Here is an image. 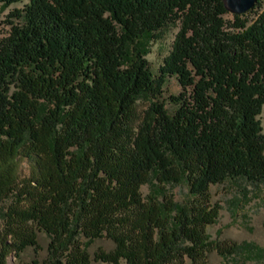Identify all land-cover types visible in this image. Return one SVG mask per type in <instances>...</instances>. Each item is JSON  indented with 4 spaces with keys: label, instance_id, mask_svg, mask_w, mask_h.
Listing matches in <instances>:
<instances>
[{
    "label": "trees",
    "instance_id": "trees-1",
    "mask_svg": "<svg viewBox=\"0 0 264 264\" xmlns=\"http://www.w3.org/2000/svg\"><path fill=\"white\" fill-rule=\"evenodd\" d=\"M24 1L0 0V11ZM251 9L229 19L225 0H28L10 12L18 22L0 37V264L30 247V264H208L213 249L264 261V246L208 232L222 209L212 185L264 182V0ZM172 24L156 73L145 44ZM173 76L181 90L163 98ZM143 96L152 102L135 123ZM182 183L180 201L171 188ZM101 238L115 246L93 258Z\"/></svg>",
    "mask_w": 264,
    "mask_h": 264
},
{
    "label": "rangeland",
    "instance_id": "rangeland-1",
    "mask_svg": "<svg viewBox=\"0 0 264 264\" xmlns=\"http://www.w3.org/2000/svg\"><path fill=\"white\" fill-rule=\"evenodd\" d=\"M28 0L18 2L9 7L2 8L0 11V37H2L10 29V21L18 22L16 17H10V12L14 8H21ZM252 10V9H251ZM248 10L243 13L244 17H254L255 14ZM241 15V14H239ZM227 18L233 19L234 13L230 11L226 15ZM179 27L176 24L168 25L162 31L155 35L154 38L148 39L145 44L149 50L147 58L154 72H158L159 67L163 63L164 58L170 53L172 45L178 32ZM181 90V86L175 76L169 77L165 86L163 98L170 94H177ZM162 98V99H163ZM152 102L147 96H143L137 101L135 123L141 122L145 111ZM167 107L170 112H173L175 106L167 102ZM262 126L264 128V111L260 115ZM264 132V129H263ZM23 172L28 173V165L23 162ZM150 191L148 184L141 187L143 196H147ZM172 193L178 200H184L188 195V185L182 183L171 188ZM212 199L218 202L222 209L219 219L216 223L208 227V232L212 240H236V241H253L264 246V182L253 184L246 180H228L221 184L212 185L210 187ZM39 243L41 245L40 258L47 255V246L49 238L44 232H39ZM114 242L109 238L98 239L91 247L90 252L94 258V253L100 248L112 250ZM36 257L32 247L28 248L23 254L21 260L16 258L12 253L8 257V264H30L31 260ZM93 264H111L101 260L93 259ZM208 264H264L260 260H236L223 258L216 249H213L209 254Z\"/></svg>",
    "mask_w": 264,
    "mask_h": 264
},
{
    "label": "water",
    "instance_id": "water-1",
    "mask_svg": "<svg viewBox=\"0 0 264 264\" xmlns=\"http://www.w3.org/2000/svg\"><path fill=\"white\" fill-rule=\"evenodd\" d=\"M228 9L234 14H243L250 10L256 0H225Z\"/></svg>",
    "mask_w": 264,
    "mask_h": 264
}]
</instances>
